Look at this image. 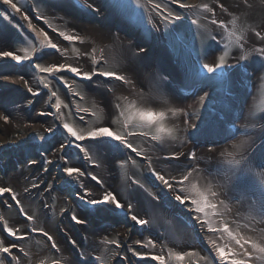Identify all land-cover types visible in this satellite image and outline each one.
<instances>
[{"label": "rangeland", "instance_id": "obj_1", "mask_svg": "<svg viewBox=\"0 0 264 264\" xmlns=\"http://www.w3.org/2000/svg\"><path fill=\"white\" fill-rule=\"evenodd\" d=\"M94 1H99L100 5L103 6L98 8L101 11H96L97 8L94 6L91 8L86 7L85 0H14V2L21 7L22 11H25L32 19L34 25L38 28H44L43 26H45L46 31L56 43L64 40L59 37L57 32H54L53 29L69 32V26L73 22V19L68 22L69 18L67 17V26L62 24L61 19L64 18V15L60 7H64L66 9L68 8L67 10L69 13H72V11L77 12L76 14H78L79 17L83 16L84 18V20H82L80 17L79 20V17H75L76 23L79 26V35L85 40L84 44L77 42L74 45L76 48L80 49L81 53L90 52L92 48H96L98 59L100 58L99 52L101 49L103 53L107 54L113 48L114 56L109 57V55H107L106 59L108 63L101 68L125 75L132 81V85H123L122 82H117L113 86L112 84L104 86L113 87V89H109L110 91L106 90L104 92V89H98L95 92H89L86 88L76 89V83H78L77 85L83 86L79 78L71 77L70 73L67 75H65V73L61 74L64 75L70 83L75 80V90L85 97L83 102L79 100L76 101H79L82 107H88L97 112V117H87L89 121L95 123L97 119H99L100 122L103 123L106 120V124H108L116 112V110L111 108H109L110 112L112 111L110 113L108 108H106V111H103V109L101 111L100 106L99 108L94 107V103L99 105L94 95L95 93L104 94L106 100L111 99L115 101L118 96H128L130 99H137L139 102L154 108L178 107L183 109L186 115L175 121L179 127L176 138L172 140L165 139L166 141H164L168 143L166 146L155 147L157 154L159 153L162 157L160 159H155V161H159V168L156 169V167H154V169L165 175L171 174L178 176L180 171L190 170L192 167H196L200 169V172L198 174L194 173V176L200 181L202 186L209 182L218 186H223L220 190L225 196L221 198L225 199L226 204H228L231 210H233V207H238V205L241 207L240 203L243 201V205L247 211L252 214L251 217H255L256 220H259L261 218L260 215H258V212L260 213V204L256 199L249 201L242 196L240 200H237V196H239L240 193L232 190V184L228 180L227 174L223 171L224 169L226 171L227 169H231V166L227 163V157H220L219 169L216 168V171L212 174L207 173L196 160L192 161V165H183L182 157L180 160H169L168 157H171L174 153L185 152L186 150L197 153L196 148L199 144L200 146L207 147L210 144L207 139L209 140L210 137L204 128L206 125L208 126L209 123H216L214 129H212L210 133L212 137L216 134L219 135L226 132L223 140H221V144L218 145L225 146L233 141V139H230L231 137H238L236 141L246 140L251 145V148H255V150L251 151L253 159V164L251 166L254 174L253 181L264 180V169L256 167L258 164H264V120L260 118L261 110H264V57H262L258 51L259 48L264 47V40L257 38L254 32L251 31V29H255L256 31L264 33V0H247V3H245L244 0H220V3H223L225 7L228 8V13H232V15L223 13L218 8L216 9L217 14L215 17H212L209 13L201 14L196 12L193 14L192 12L167 3V0H153L154 3H160L165 7L172 8L176 13L182 16L183 19L177 21L173 25L160 22L159 16L151 10V6L147 4V0H140L141 5H144L143 7L137 6L136 0H86V3L92 5L91 3ZM184 2L193 4L208 3L214 7L216 6L215 0H184ZM71 4L73 7L70 6ZM82 10L83 12H81ZM38 16H43L44 19H38ZM234 16L239 17L237 21V33L240 34L243 32L246 35V40L242 42L244 43V48L239 49L235 45L230 46L228 63L229 65H233L234 68H232L231 71L227 68L225 69V79H221L219 73H217L216 85L212 87L205 79L207 74L205 73L203 76L199 74L200 66L203 63H215L219 55L222 54L223 46L228 44L229 41L225 31L211 24L210 21L213 18L223 20L228 24L229 29H231L232 25L230 21ZM197 18L200 20V27L191 23L193 19ZM45 19L52 25V28L48 27V24L45 23ZM212 36H215L216 39L212 40ZM6 37L9 38L8 51H15L18 54H23L20 49L28 47V41L34 40V34L27 28V22L0 0V39L3 40L6 39ZM64 43L66 44L65 48L68 49L69 56H73V45L69 44L67 41H64ZM168 47L170 48L169 55H167ZM141 49H145V51H141ZM245 53L248 54V59L239 60V57ZM43 57V61L37 62L47 63L54 58L57 59V63L65 62L59 53L51 49H46ZM112 59L117 60H115V65H109V61ZM6 60L15 64V62L10 59ZM118 61H120V63ZM67 62L78 65L83 70L86 69V71L87 69L90 70L92 67L89 57L83 55L79 60L73 58L69 59ZM22 67L24 66H21V68ZM125 67L128 70L125 69ZM24 69H26L25 72L27 76L31 78L32 69L28 67ZM128 71H133L134 74H127L126 72ZM52 83L53 89L58 92L65 103H68L71 108L73 105V98H70L68 89L59 81L54 80ZM117 84L122 85L129 95L118 92ZM181 84H187L189 89H183ZM40 91L42 96L32 97L27 93L26 88L23 87L20 91H16V94L9 92L6 97L8 98L11 94L12 95L8 100H5V96L0 99H3L8 105L12 104V106H21L22 103H20V101L22 98L33 100L32 104L27 102L21 106V111H23L21 114L23 115L26 107H33L37 99L45 97L44 104L40 108L41 111L55 112V109H51L46 102L48 99L47 90L41 87ZM205 91L209 93V101H206L202 105L200 96H202ZM63 111L69 122L76 120V122L79 123V120L75 118L73 114L68 115V109H63ZM106 112H109V116ZM46 117L48 118L47 128L50 126L54 127V133L40 131L32 134L28 132L23 125L12 128L6 132L7 130L5 131L4 127H8L5 126V123H1L4 127L0 124V143L2 145L9 143L11 146L15 147V153L22 145L29 146L33 142H38L39 147L43 145V148H39V150L43 152L46 161L49 158L51 145L55 143L57 139L61 140L60 122L56 120L55 116L46 115ZM190 124L196 127H189L188 125ZM234 124L236 125L235 127ZM40 136H43L44 139H40ZM134 142L137 147L143 149L145 156H149V150L152 149V146L156 145L155 143L153 145L152 141H144L142 138H134ZM45 144L47 145L45 146ZM58 147L55 149L56 153L64 156V152L57 151ZM73 150L75 151L71 154ZM106 150H108V147ZM76 151L74 147L65 149V152L69 154L67 158L65 157L69 160V164L65 165L63 162L61 164L62 167H81L84 160L80 158L82 154L78 156ZM119 151H122V153L115 151L114 153H119L121 156L108 152L112 154L114 158L112 166L114 167L113 170L115 175H117V177H115L118 182L120 193L123 197L127 195V185L130 181L129 177L139 182L136 183L139 188V202L135 211L142 218L149 220V225L156 233L154 238L157 236L159 237L158 243L167 244L168 247H174L176 250L180 251L177 244L179 238L185 237L186 234L188 235L190 233L191 245L189 244V247L191 248L187 249V251H198L201 255L205 254L207 250L202 245L203 251L198 250V248L195 249L200 241L197 240V242H195L192 240L193 237L196 238L197 236V231L193 229L192 222L187 217L183 218L184 214L182 213L181 217L177 216V220L173 219V217L176 216L171 214L174 213V210L179 206L171 199L173 194L168 193L167 190L155 180L152 173L149 171L147 160H143V156H136L134 153L129 154V151H125L123 148L119 149ZM161 153H164V156L161 155ZM128 155L137 161L136 165H133L129 161L126 166L121 167L122 160L126 159ZM5 156H10V153H6ZM104 158H106L105 150L102 155L95 157L96 163L100 165ZM35 159H37L35 156L31 157V160ZM1 161H3V158ZM196 163L198 165L194 166ZM21 164L24 165V163ZM90 164L92 165V169L96 167L92 162H90ZM25 169L24 174L26 175L29 169L26 167ZM92 169L87 168V172L93 174ZM8 171H6V173H8ZM40 171H43V169L40 168ZM4 173L2 170L0 178L4 176V178L9 181L10 173H15V171L11 170L6 176ZM144 173H146L149 180L143 176ZM68 179L70 178L66 177L63 173L60 182H57L59 188H62V186L66 184L65 181ZM37 181L39 180L34 179L26 181L27 184L24 188H27L32 185L33 182L36 183ZM140 185H143V187L141 188ZM0 186L4 185L0 184ZM72 186L74 188L76 187L74 185ZM10 187L14 188L16 186L10 184ZM15 190L20 197L23 196V191L20 192L19 188ZM60 196L57 193L55 197L54 204L57 208L55 209L56 216L65 208L62 204L63 200L60 201L62 199ZM2 199L6 200V197H0V200ZM126 200L129 201L128 199ZM23 205L28 214L36 217V222L33 226L38 228L42 227L46 231H48V226L54 230L55 234L65 236L60 227L61 218L56 216L52 219L47 218L39 208V204L36 200H30L29 197L24 198ZM78 205H81L79 198L76 199V204L72 206L76 212L81 210ZM221 210H223V208ZM89 211L95 217L98 216V213L100 216L105 215L107 217L106 220H103L105 216L101 218V225L100 223L97 227L94 225L95 232H98L102 225L109 226L112 224L114 226V220L123 222L127 227V231L124 235L120 234L118 230H113L110 235H107L109 239L118 238L121 241L120 248H117L115 245H104L101 242L102 239L97 238L98 245L96 249L90 253V256L92 258L102 256L104 264L140 263L141 261L137 257L130 259L128 263L129 254L131 253L128 248L133 247L139 251H143L144 249H141L139 245H131L122 248V244H128V242L132 240V238L129 237L133 232L130 227L132 226V222L125 220L123 214L119 212L108 213L103 211ZM231 212L232 211L226 213V219L229 221H231ZM4 213L6 216L5 219L8 221L10 227H17L24 230V223L18 224L20 227L11 224L12 219L18 217L12 207L8 209L5 208ZM165 214H168L169 217H165ZM170 215L173 217L170 218ZM191 215L193 216L194 214L191 213ZM109 218L111 220L110 222L107 221ZM252 218L248 220L245 219L243 224L252 222ZM98 222L99 219H97L96 223ZM259 226L261 227V225ZM76 227L82 232V228L77 225ZM25 234L28 238L19 244L26 252L30 253V256L25 257L23 253L14 250V253L20 256L21 264H29V260L31 264H39V261L42 259H45L47 264H52V261L57 259L61 261V264H75L74 261L67 258L57 241L60 252L51 249L47 239L38 232L33 234L29 231L25 232ZM252 235H255V233ZM139 238L142 239L145 237L140 236ZM66 240L68 239L66 238ZM188 240L190 239L187 238L186 241ZM192 245H194V248ZM116 252L119 253V255H114ZM9 259L11 260V258ZM94 264H96V262ZM201 264H203V262H201Z\"/></svg>", "mask_w": 264, "mask_h": 264}, {"label": "snow or ice", "instance_id": "obj_2", "mask_svg": "<svg viewBox=\"0 0 264 264\" xmlns=\"http://www.w3.org/2000/svg\"><path fill=\"white\" fill-rule=\"evenodd\" d=\"M4 5H7L13 12L19 14L21 18L27 22V28L34 34V40L28 41V47H23L20 51L23 54H18L15 51H0V58L10 59L15 62L16 65L24 66L32 69V79L35 80L36 86L33 87L29 83L28 79H25L24 75H21L19 79L23 81L27 93L32 97H38L41 95L40 88L47 90V103L51 109H55V112H40L38 115L55 116L56 120L60 122V136L59 147L57 151L64 152V156L59 159L64 161L65 165L69 164V160L65 159L69 154L65 152V149L74 147L77 150V155L81 159L92 162L94 166L99 167L96 163V156H100L104 153L107 147H114L117 150L123 148L130 153H134L136 156H143L148 161L149 171L152 173L156 181L167 190L168 193H172L171 199L178 205L182 206L187 212L194 214L193 219L199 225V229L206 233L205 244L207 246V252L201 255L198 251H178L174 247H168L167 244L158 243L159 237L156 238H142L134 241L135 245H139L141 249L145 251H139L136 248L129 247L128 250L133 256L137 257L140 261L150 262V264H264V227H258V225H264V180L253 181V172L251 166L253 159L251 155V145L248 141H235L228 143L223 150L219 153L221 157H227V163L231 166V175L228 176V180L232 184V190L240 193L237 196V200H240L242 196H246L249 201L253 199L260 200V219L256 220L252 218V222L241 224L236 220L229 221L226 219V213L231 209L226 204L225 199H222L223 186H218L209 182L206 185H201L200 181L196 179L194 173H199L200 169L192 167L190 170H177L180 171L178 176L165 175L151 167V157L145 156L143 149L137 147L134 142V138H142L144 141H154L157 143H163L165 139H175L176 134L179 131L178 125L175 123L177 119L186 115L185 111L178 107H160L154 108L150 105H145L139 102L137 99H130L128 96H118L113 102V107L116 112L110 119L108 124L100 122L99 119L95 123L89 121L86 117L91 115L97 117V112L91 108L82 107L79 101L85 99V97L74 88V83L69 82L62 73H70L72 77L79 78L83 81H93L94 77L107 78L108 80H116L122 82L123 85H132V81L123 74L115 71L105 70L98 67L102 62L107 63L103 58V50H100V59H97V50L92 48L90 52L81 53L79 48L74 45L79 42L84 44L85 40L79 34H72L68 31L53 29L57 32L58 36L64 41L73 45V56H69L67 48H61V46L53 41V38L43 28H38L32 23V19L27 15L25 11H22L21 7L14 2V0H2ZM247 3V0H244ZM167 3L175 5L180 9L187 10L195 14L199 12L209 13L212 17L217 14V7L223 13H228V8L225 7L220 0H215V7L208 3L193 4L184 2V0H167ZM137 6L143 7L140 0H136ZM147 4L151 6V10L160 18V22L173 25L177 21H181L183 18L176 13L172 8L165 7L160 3H154L153 0H147ZM39 6V5H37ZM85 6L91 8L92 5L87 4L85 0ZM99 11V9H96ZM232 15V13H228ZM38 19H44L43 16H38ZM207 18V17H205ZM238 16H234L230 23L232 28L229 29L227 23L223 20L211 19V24L216 25L218 28L223 29L226 33L228 44L223 46L222 54L219 55L215 63H203L200 66V75L207 74L205 79L209 82L210 86L215 87L217 82V73L221 79H225V69L231 71L234 68L233 65H229L228 58L230 55L229 48L231 45H235L239 49L244 48L243 41L246 40V35L242 32L237 33V21ZM45 23L49 28L52 25L45 19ZM192 24L200 27L199 18L193 19ZM255 36L261 40H264V33L251 29ZM212 40L216 37L212 36ZM46 49L54 50L59 53L65 62H37L43 61V54ZM145 51V49H141ZM261 56L264 57V47L258 49ZM87 56L91 60L92 67L90 70H83L80 66L68 63L69 59L79 60L81 56ZM248 54L239 57V60H247ZM30 62V63H26ZM0 79H7L6 76L0 75ZM59 81L63 86L68 89L72 95L79 97V101L74 106V111L78 117L79 123L76 120L69 122L63 109H68V115H71L73 109L69 107L68 103L61 98L56 90L53 89V81ZM134 87V86H133ZM206 101H209V93L205 91L200 96V102L203 105ZM29 104L33 103V100L28 101ZM94 107L99 108V105L94 103ZM102 111V109H101ZM260 118L264 120V110H261ZM0 121L5 124L10 123L8 115L0 112ZM189 127H196L195 125H188ZM236 125L234 124V127ZM48 133H54V127H48L46 129ZM40 139H44L40 136ZM230 139L234 140V137ZM214 151V149H210ZM186 159L196 160V153L190 152L185 154L183 152L174 153L169 160H180L181 157ZM131 162L136 165L137 161L128 156L121 162V167H124ZM32 164L36 161L32 160ZM47 164H52L53 161L46 160ZM256 167L264 169V164H258ZM47 170V169H45ZM62 172L66 177L70 178L65 181L69 186L72 182H76L78 190H82L79 195L81 202V211H103L108 213H122L125 220L131 221L132 226H139L144 229L149 225V220L142 218L135 211L133 203L120 198V194L116 191L109 190L104 186V181L87 172L86 169H82L77 166H63ZM86 175L90 176V179L95 182V186L99 189V195L97 192L86 186L81 178ZM134 183H139L134 181ZM33 188H38L39 185L33 183ZM46 188L50 186H45ZM142 188L143 185H140ZM25 192L29 189L25 188ZM7 195L17 206L21 205V200L18 198L19 194L8 186H0V197ZM8 207H11L9 204ZM223 208V210H221ZM65 211H68L65 209ZM19 212L25 217V221L33 222L35 225L36 217L28 214L24 207H19ZM71 220L77 225H88L90 223L87 215L78 216L76 211L73 210L70 213ZM0 227L3 232L7 234V237L11 238L7 243L4 237H0V264H5L8 258H11L10 264H21V258L14 253V250H18L23 253L25 257H29L30 253L26 252L23 247L18 243L19 241L26 240L28 237L24 232H21L20 228L10 227L8 221L0 216ZM247 229L248 232L255 233V235H248L242 231ZM39 233L47 239L50 243L51 249L56 252H60V248L53 238V236L42 227L31 226L26 228L25 232ZM87 239V238H85ZM104 245H115L117 248L121 247V241L118 238L109 239L104 236L101 241ZM72 245H76L77 241L72 240ZM119 255V253H114ZM86 256V253H79V258ZM78 258V259H79ZM96 264H104L102 256H96L92 258ZM29 264L31 261L29 260ZM39 264H47L45 259L39 261ZM52 264H61L59 259L53 260Z\"/></svg>", "mask_w": 264, "mask_h": 264}, {"label": "bare ground", "instance_id": "obj_3", "mask_svg": "<svg viewBox=\"0 0 264 264\" xmlns=\"http://www.w3.org/2000/svg\"><path fill=\"white\" fill-rule=\"evenodd\" d=\"M91 4H92V6H94L97 9L100 6H102V5H100L99 1H94ZM60 9H62L61 12L64 15V18L61 19L62 24L64 26H67V17L69 18L68 22H69V20L73 19V22L69 26V32H71L72 34H79V26L76 23V19H75V17L76 18L79 17L78 14H76L77 12H73L71 10L72 13H69L67 10L68 8L66 9L64 7H60ZM217 9H218V7H217ZM99 11H101V10H99ZM218 12H219V10H218ZM80 17L78 18L79 20H80ZM81 19L84 20L83 16L81 17ZM64 20H66V21H64ZM43 27H44L43 29L46 31L45 26H43ZM61 42H63V43H61ZM58 44L61 46V48L66 47L65 46L66 44L64 43V41H58ZM8 46H9V38L8 37H6V39H3V40L0 39V51H8L9 50ZM6 61H7L6 59L0 58V75L7 77V79H0V93L1 94H6L4 92H10L12 94H16V91H20L23 87H25L23 84V81H21L19 79V77L21 75H24L25 79H28L29 83L31 85H33L34 88L37 87L34 80L27 76V74L25 72V70L27 68L26 69L23 68V70H24L23 71L21 66L19 67V65L17 66L15 64H13L12 62H8V61L6 62ZM158 61H160V60H158ZM48 62L57 63V59L54 58L53 60H49ZM118 62L120 63V61H118ZM125 69H127V68L125 67ZM126 73L131 74V75L134 74L133 71L132 72L128 71ZM160 76H161V74H160ZM117 85H118V92L129 95L128 92L124 89V87L122 85H120V84H117ZM11 95L5 100H8L11 97ZM94 95L97 98V102H98L99 106L101 107V109H103V111H106V108H108V110H109V105L107 106V104H106V101H105L106 99H105L104 94L95 93ZM40 96H42V95H40ZM28 101H29L28 99L22 98V100L20 101V103H22L21 106L26 104ZM44 101H45V97H41V98L37 99L33 107H26V109H24L25 113L22 115L21 112H23V111H21V109H22L21 106H19V105L18 106L17 105L12 106V104L8 105L7 103L4 102L3 99H0V112H2L3 114L6 113L5 115H8L10 118V123L5 124V126H7L8 128L4 127L3 124H1V123H4L3 121H0L1 126L4 127L5 131L7 130L6 132H8V130H10L12 128H16L17 126H21V125H23L26 128V130H28V132H30L32 134L40 132V131H46L48 119L46 116L38 115V113L42 112L40 108L44 104ZM106 114L109 116V112H106ZM103 123L106 124L107 123L106 120ZM215 124L216 123H209V125L208 126L206 125V127L204 128L206 130L207 134H209L210 139L209 140L207 138L206 139H207V141L210 142V144L207 147H203V146L199 145L196 148V150H197V153H196L197 163L200 164V166L203 167L205 169V171L207 173H210V174H212L214 171H216V168L219 169V160L221 157L219 155V153L226 146V145L225 146L218 145V144H221V140H223L226 132L223 134H219V135L216 134L213 137L210 134L211 130L214 129ZM220 135H222V136H220ZM236 140H238V137L234 138V140L231 141L230 143H232ZM59 141L60 140L57 139L55 141V143H53V145L51 146L52 150L49 154V158L47 159V160L53 161V163L47 164L46 161L43 162L42 169H43V171H46L45 169L50 170L49 175H48L49 177L47 178V177L41 176L40 181L47 179V181L51 182L52 185L54 186L55 194L57 195V193H58L60 196L61 195L60 194V188H59L57 182L58 181L60 182V179L62 178L63 172L61 169V164L64 161L59 159V157H61L63 155H61V154L59 155L58 153H56V150H55L59 146ZM165 141H163V142L165 144H168ZM153 145H154V143H153ZM257 145H258V143H257ZM155 147H157V146L154 145V146H152V149L149 150V157H151V167H155V166L159 167V161H155V159H160L162 157L159 155V153L157 154ZM210 149H214V151H210ZM251 149L255 150L254 147ZM155 154H157V155L154 156ZM105 155H106V158H104L103 162L99 165V167H95L92 169V165L90 164V162L84 160L83 164L81 165V168L82 169L91 168L93 175H96L98 178L102 179L104 181V186L107 187L109 190H113V191L118 192L120 194V198L122 199V201L129 199V197H127L126 195H125V197H123V195L120 193V189L118 187V182L116 180L117 175H115V172L113 170L114 167L112 166L113 161H114L113 155L110 154L108 152V150H106V149H105ZM161 155L164 156V153H161ZM262 157H263V155H262ZM160 162H162V161H160ZM197 163L194 166H197L198 165ZM192 164H193V162H192ZM223 171H224V173L227 174V178H228V176H230L231 171L228 169H227V171L225 169ZM37 176H38V171L32 175V178L33 179L37 178ZM81 180L86 186L93 188V190L97 192V195H99V189L95 186L94 181H91V179L87 178L86 176L82 177ZM26 181H27V179H26V176L24 174V165L23 164L19 165V169L17 172L10 173L9 181L6 178H4V176H1V178H0V184L1 185L10 187V184H12L19 189H22L23 187L26 186V184H27ZM81 192H82V190H78L77 187H75V188L72 187L70 190H68V192L66 194L65 193L63 194V196H64L63 199L67 200L68 203L70 204L69 206L71 207L74 204H76L75 199L79 198V195ZM223 196H225V194H223L222 197ZM60 198H62V197L60 196ZM243 198L247 200L246 196H243ZM241 202H242V203H240L241 207L239 205L236 208L233 207V210H231L232 212L230 213V216H231V220H236L237 222L243 224L245 222V219L248 220V219L252 218L251 217L252 214L247 211V209L243 205V201H241ZM257 202L259 204L261 203L260 200H257ZM63 206L66 207L65 205H63ZM0 208H2L1 203H0ZM255 209H256V207H255ZM253 211L255 213H257L255 210H253ZM174 213H172L171 215H174ZM77 215L78 216L87 215V217L90 221V223L88 225H78V227L82 228V232L78 228L76 229L75 224L67 216L64 217V219L62 220V223H61L62 230L66 236H60V235L55 234L54 230L47 226L49 233H51L52 236L54 237V239L59 243L64 254L67 256L68 259H70L71 261H74L75 264H94L95 261L90 256V253L92 251H94L98 245V242L96 239L97 238L102 239L104 236L110 235L113 232V230H118L120 232V234H122V235H124L125 232L127 231V229H126L127 227L124 225L123 222H117V220H114L113 221L114 226L112 224H110L109 226L102 225L101 228L99 227L100 230L98 232H95V226L97 227V225L100 222L99 221L98 223H96L97 219L101 220V218H103V216H105V215L100 216V214L98 213V216L95 217L93 214H89L88 212H82L81 210H78ZM258 215H259V212H258ZM167 216L169 217L168 214H165V217H167ZM172 217L173 216H171L170 218H172ZM106 218L107 217L105 216V218H103V220L104 219L106 220ZM176 218L177 217H173L174 220ZM107 220H109V222L111 221L110 218ZM192 221H193V227H194L193 229L196 228L198 231V234L196 236L197 239L195 237H193L192 240H194L195 242H197V240L200 241L199 245H197L195 249L198 248V250L203 251V248H202V246H203L207 250V246L205 244L206 233L200 231L199 225L195 222L193 217H192ZM20 223H23V221L19 217L12 219V222H11L12 225H14V224L18 225ZM100 225H101V223H100ZM92 227H94V228H92ZM130 227H131V230H133V232L129 235V237L132 238V240L130 242H128V244H122V248L123 247H129L131 245H135L134 241L137 239H140L139 237L142 234H144L145 238H149V237L154 238L156 235V233L153 231V228L150 225L145 226L144 229L139 228V226H135V230H134L133 226H130ZM261 227H263V225H261ZM242 231L246 232L248 235L253 234L251 232H248L247 229L242 228ZM171 233H172V231H171ZM127 234H129V233H127ZM1 237L5 238L6 243L9 240H11V238L4 236V235H1ZM66 238L68 240H66ZM85 238H87V239H85ZM187 238H189L190 240L186 241ZM72 240L77 241V244L75 246L71 244ZM190 242H191V234L190 233L188 235L186 234L185 237H180L179 241L177 243L180 251H184V250L191 248V247H189V244L191 245ZM192 246L194 248V245H192ZM143 251H145V250H143ZM81 252L86 253V256L83 258H79V253H81ZM129 256L130 257L128 258V263H129L130 259L135 257L131 253L129 254ZM135 260H137V259H135ZM10 261L11 260L8 258L5 262V264H10ZM146 263L148 264V262L141 261L138 264H146ZM255 264H259V262L257 261V262H255Z\"/></svg>", "mask_w": 264, "mask_h": 264}, {"label": "flooded vegetation", "instance_id": "obj_4", "mask_svg": "<svg viewBox=\"0 0 264 264\" xmlns=\"http://www.w3.org/2000/svg\"><path fill=\"white\" fill-rule=\"evenodd\" d=\"M70 6H72L73 7V5L71 4ZM169 52H170V48L168 47V52H167V55H169ZM114 50H113V48H112V50L111 51H109L107 54L106 53H103V58H104V60L105 61H107V59H106V57H107V55H109V57H113L114 56ZM98 59H100V58H98ZM115 60L116 59H112V60H110L109 61V65H111V64H114L115 65ZM153 60V59H152ZM165 60V59H164ZM117 61V60H116ZM108 63V62H107ZM107 63H101L98 67H103V66H106L107 65ZM108 65V66H109ZM25 68V67H24ZM86 70V69H85ZM88 70V69H87ZM67 74H69V73H65V75H67ZM70 76L72 77V75L70 74ZM118 81H116V80H108V79H106V78H103V77H99V78H95L94 77V79H93V81H83L81 84L83 85V86H81V85H77L78 83H76L75 84V87H76V89H84V88H86L89 92H95V91H97L98 89H101V90H103L104 92L107 90H109V89H113V87H104L105 85H108V84H112V86L113 85H115L116 83H117ZM105 83V84H104ZM182 85V87H183V89H189V86L187 85V84H181ZM85 91V90H84ZM110 91V90H109ZM69 94H70V98H73V105L71 106V109H73V112H72V114H73V116L75 117V118H77L78 119V117L76 116V114H75V111H74V106H75V104L77 103V101L76 100H79V97H77V96H74V95H72V93L71 92H69ZM84 100H82L81 102H83ZM106 101V104H107V106L109 105V108H111V109H113V110H115V108L113 107V102H114V100H111V99H108V100H105ZM109 112H110V110H109ZM112 112V111H111ZM110 112V113H111ZM87 117H89V118H91L92 116L89 114V115H87ZM86 117V118H87ZM93 118V117H92ZM48 119V118H47ZM153 143H155L154 141H153ZM163 144V143H162ZM6 145V146H5ZM5 145H2L1 143H0V173H1V171L3 170V173L5 174V176L12 170V171H17L18 169H19V165L21 164V163H24V170H26L25 169V167L27 168V169H29V170H27V173H26V179H27V181H30V180H32L33 178H32V175L35 173V172H37L38 171V176H37V178H34V179H38L39 180V182L37 181L36 183L35 182H33V183H35V184H38L39 185V187L38 188H33L32 187V185H30V186H28L27 188L29 189V191L28 192H25L23 189H25L24 187L22 188V189H20V192L21 191H23V200H24V198L25 197H29V198H31L30 200H36V202L39 204V208L42 210V212L45 214V216L47 217V218H49V219H52V218H54L55 216H56V213H55V209H57L56 208V206H55V204H54V202H55V197H56V194H55V188H54V186L52 185V183L51 182H49V181H47V179H45V180H42V181H40L41 179V176L43 177H49L48 175H49V172H50V170H48L47 172H46V175H43V173H42V171H40V168H42V166H43V162L45 161V157H44V154H43V152L41 151V150H39V148H43V145H41L40 147H39V143L38 142H33V143H31L29 146H26V145H22L21 146V148L20 149H17L16 151H15V153H14V148L15 147H13V146H11L9 143H7V144H5ZM47 144H45V146H46ZM53 145V144H52ZM51 145V146H52ZM164 145V144H163ZM51 150L52 149H50V152H51ZM74 151L75 150H73L72 152H71V154H73L74 153ZM108 151L110 152V153H112V154H114V155H120L119 153H114V151L115 152H120V153H122V151H119V150H117L116 148H114V147H108ZM125 151H128V150H126L125 149ZM77 152V151H76ZM6 153H10V156H5V154ZM12 153V154H11ZM129 154H130V152H129ZM32 156H35L37 159H35V161H36V163L35 164H32L31 163V157ZM121 156V155H120ZM68 157V156H67ZM66 157V158H67ZM3 158V161H1V159ZM9 170V171H8ZM6 171H8V173H6ZM86 177L88 178V176L86 175ZM33 179V180H34ZM32 183V184H33ZM50 186V187H48V188H46L45 186ZM72 185H74V186H76V182L74 181L73 183H72ZM69 186V185H67V184H64L63 186H62V189L63 190H65V189H71L73 186ZM17 187H14L13 189L15 190ZM16 191V190H15ZM6 197V200L5 199H2V200H0L1 201V204H3V206H2V208H0V216H3L4 218H6V216H5V213H4V209L6 208V209H8L9 207H8V205L10 204L11 205V207H12V209H13V211L18 215V217L23 221V223H24V230H22L21 228V231L22 232H24L25 233V229L26 228H30L31 226H33V222H31V221H25V217L23 216V214H21L20 212H19V207L20 206H22V207H24V205H23V200H22V197H20V196H18V198L21 200V205L20 206H17L16 204H15V202L14 201H12L11 199H10V197H8L7 195H5L4 197H2V198H5ZM63 205L65 204V202L64 203H62ZM78 207L81 209V205L79 206L78 205ZM25 209V208H24ZM65 209H67L68 211H65ZM73 210H75L74 209V207H70V206H66L65 208H63L59 213L60 214H58L56 217H59V218H61V217H63V216H67V217H69L70 218V213L73 211ZM89 214H91V212L90 211H87ZM77 213V212H76ZM71 219V218H70ZM72 221V220H71ZM73 222V221H72ZM74 223V222H73ZM75 224V223H74ZM77 224H75V226H76ZM19 226V225H18ZM78 226V225H77ZM20 227V226H19ZM77 228V227H76ZM33 234H35V233H33ZM1 235H4V236H7V234L5 233V232H3V230H2V227H0V237H1ZM20 242H22V241H20ZM19 242V243H20Z\"/></svg>", "mask_w": 264, "mask_h": 264}]
</instances>
